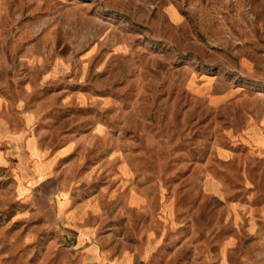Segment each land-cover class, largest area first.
I'll list each match as a JSON object with an SVG mask.
<instances>
[{"label": "rangeland", "instance_id": "obj_1", "mask_svg": "<svg viewBox=\"0 0 264 264\" xmlns=\"http://www.w3.org/2000/svg\"><path fill=\"white\" fill-rule=\"evenodd\" d=\"M242 3L236 11L223 0H0V45L39 56L4 59L13 69L0 70V81L64 94L67 134L78 140L63 160L76 175L69 195L97 202L81 242L84 220L54 211L57 187L38 205L0 166V264H111L124 252L136 264L144 253V264H189L202 254L194 244L217 245L224 202L206 194L203 174H222L234 199L236 163L220 161L219 150L246 147L251 128L264 133V60L251 67L264 39L250 0ZM239 88L243 97L232 94ZM225 89L234 90L228 101L208 104ZM123 162L126 181L114 171ZM132 190L142 204L124 201Z\"/></svg>", "mask_w": 264, "mask_h": 264}, {"label": "crops", "instance_id": "obj_2", "mask_svg": "<svg viewBox=\"0 0 264 264\" xmlns=\"http://www.w3.org/2000/svg\"><path fill=\"white\" fill-rule=\"evenodd\" d=\"M223 4L236 11L243 9L242 0H223ZM249 10L254 16L251 21L253 26L260 30V36L264 39V0H250ZM167 17L172 20L169 13ZM17 46L0 45V70L3 73L6 70L5 74L11 72L13 66L7 70L4 59L39 57L29 48L19 54L15 50ZM251 57L257 60L251 64L252 69L257 71L262 66L264 51L257 49L256 56ZM244 60L242 65L246 66L248 62ZM36 87L32 83H17L12 79L0 81V166L12 169L16 175L17 191L23 197L32 195V201L38 205L53 198L57 187V197L52 199L55 213L70 223L84 220L86 227L82 230L81 242L87 241L91 233L88 221L95 212L97 202L95 198L76 202L69 195L70 185L76 175L70 168L72 164L63 160L78 140H72L75 136L68 137L67 134V101L62 99L64 94L37 96L36 92L41 89L36 90ZM210 89L207 88V92ZM232 91L225 89L220 93L211 92L207 97L208 104L221 105L229 100ZM243 91L239 88L232 94L243 97ZM246 132V147L240 151L237 149L235 153L227 148L219 150L220 161L227 163L234 160L236 163L238 177L235 186H238V192L234 199L228 200L224 190L226 179L222 174H203L206 194L224 202L218 212L219 241L213 247L209 243L199 246L194 244L193 251L200 249L202 254H197L199 258L189 264H264V133L254 128ZM114 171L118 174L117 179L126 181L132 170L123 162ZM85 177H81L80 181H84ZM132 197L134 200H131ZM124 201L128 206H136L142 204L143 196L132 190ZM89 251L92 255L98 254L96 246L90 247ZM140 259L138 263L144 264L148 254H140ZM136 260L135 255L124 252L111 264H136Z\"/></svg>", "mask_w": 264, "mask_h": 264}]
</instances>
